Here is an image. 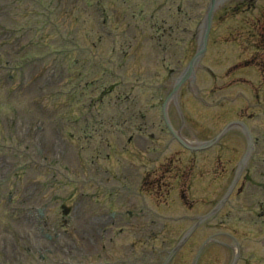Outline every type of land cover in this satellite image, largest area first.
<instances>
[{
  "label": "rangeland",
  "instance_id": "rangeland-1",
  "mask_svg": "<svg viewBox=\"0 0 264 264\" xmlns=\"http://www.w3.org/2000/svg\"><path fill=\"white\" fill-rule=\"evenodd\" d=\"M69 1L74 2L75 0ZM180 1L181 0H150L148 8L147 6H145L142 11L137 10L138 18L136 20H131L129 24H131L134 28L138 27L139 33L133 40L129 37L126 38L125 40L129 41V43L119 44L118 57L114 56V62H119L118 58H122L123 54L125 56V69L123 72H121L123 74L124 80H130V83L134 82L137 86H143V84L147 83L153 84V87L151 89H143L141 92H154L153 95L155 98H157V107L160 106L161 102L164 101V98L167 96V91H165L164 94L161 95L159 93L162 92L163 89H156L157 85H160L167 80H163V77H165L166 75V72L164 70L174 68L175 65H178V61H176L178 58H181L180 60L184 62L180 65L179 69H181L183 65H185L189 61L188 56H182L181 52L185 47V42H191V35L194 26H191V32L187 33V28L184 29L182 23L180 26L175 28L171 23H169L170 20L167 18V12L175 15V8ZM192 1L193 6H201V0H191V2ZM235 1H237L238 3L242 2V0ZM245 1L247 2V4H249L248 8H239L238 11H240L241 13L236 18V21H238V19L247 20V22L245 23L249 25V29L247 30V28H242V25L239 29L238 26L234 24L236 22H229L233 23V25H222L218 30L219 38L217 40V44L215 45V47L213 44L212 47L214 48L212 49L213 53H211V57L209 59L207 57L204 61V64H206L210 68V71L205 73L204 71L199 70L196 74L197 79L192 83V86H190L188 82L185 83V89L188 92L196 96L201 95L204 98V101L208 102L214 100V103L217 104L224 102V106L217 109H210L208 106H206V109H193L192 112L189 103H186L185 111L191 113V115L195 117L198 122L197 133H202L203 130L207 129L209 126L211 127V132H213L215 128L220 129L224 125V123L216 124L214 123V119L217 118L218 115L220 116L222 114H226L227 111H232L233 113H235L236 117L238 116L237 113H239L240 118L245 122L247 126L252 127V130L255 134L257 133L258 135H264V27L261 30L257 28V22L262 23V25L264 26V0ZM204 2L205 6L208 0H205ZM229 4L230 1L225 2L220 11H223L225 8H227ZM160 6L166 7L167 12L159 11L157 13H153L155 9ZM74 7H77L75 11L76 17L80 13V4L78 0L77 5H75ZM187 8L190 13L193 14L194 10L192 11L190 3ZM152 13L155 14V16L152 15ZM56 16L58 24H61L63 21V16L61 15L60 11L56 12ZM67 19H69V17H67ZM227 19L229 18L227 17ZM247 25L245 26L247 27ZM185 27L188 26L185 24ZM59 28L63 30V27L59 26ZM66 28H68L67 25ZM164 29H166V32L164 34V37H162L161 35L163 34ZM169 29L170 32H172L170 35L168 33ZM179 30L181 32H179ZM183 33L185 34V40L181 42L180 38L182 37ZM234 33H236V35H234L237 36L236 39L232 37ZM254 33L257 34V40L253 41V44L256 45L260 42V45L256 49H250V44L247 43V40L249 36ZM130 37L132 36L130 35ZM161 37L162 39L159 40V38ZM7 38L8 37H5L3 34L0 36V41ZM50 40V42H52L53 40H55V38H53V36H50ZM84 40L89 42V38H84ZM122 41L124 40H120L119 43H121ZM169 41L172 42V45ZM224 42H227L228 46H226ZM227 48H231L233 51H228L229 54H226ZM0 57L2 58L1 55ZM79 71V68L72 69L71 73H78ZM81 74L82 76L86 74L84 69L81 70ZM67 79L68 76L64 80L65 84L67 83ZM193 84L196 86L194 87ZM111 101L114 102L115 100L112 99ZM87 107L89 108L88 104ZM101 109L102 105L100 104L99 110ZM169 110L173 112L172 105H170ZM198 113L200 114L199 119H197L196 117ZM208 113L210 114V121L208 120ZM140 128V130H143V133L147 135L143 140V145H141L140 148L142 149V151H146L149 153L153 152L151 154V158L158 159V161L157 164L153 167H146L145 169L140 168L139 171H136L135 177L132 178V187L136 186L137 184L140 185L141 180L138 174L144 172L151 173V171L157 168L165 158H170L172 157L171 154H175L173 152L175 151V145L173 144L170 146V142L168 140H164L159 137L160 129L157 130L155 128L156 131L153 133V130L148 127V123L141 125ZM153 134H155V138H153L154 141L153 143L149 144L148 140H152V137L150 138L149 136H152ZM233 137L234 136L232 135L231 138ZM260 138L262 142H264V136H261ZM159 140H162L160 144H158ZM227 141L228 143H231V147L238 146V149L240 150L244 147V143L242 141L238 143L234 139H229V136H227L225 139H222L223 143ZM96 144H98V142H96ZM114 147L116 149V152L120 153V150L122 149L121 145H115ZM90 149L91 148H89V150ZM107 149V147H101V150L104 154H106ZM221 154L226 155L225 153ZM66 155V158L60 160L57 168L60 165V173L66 175L70 174L72 177L74 176V173L79 175L80 177V174H82V169L85 173L88 170H90L92 173L95 167H101L102 169L108 167L107 163L104 164L101 159L99 160V162L92 164L93 162L91 161L93 160V158H89V156L91 155L90 151L83 152L80 162L76 161L77 153L71 148V146L69 150H67ZM87 155L89 156L87 157ZM217 155L218 153H212L210 162L206 160L205 163H202L199 160L197 162V168L202 169L203 167L207 170V174H210L211 176L219 175V181L223 183L226 177L224 169H222L223 172L218 173L215 171V169L212 168L215 156ZM28 158L30 160H27L26 162L29 166H32L31 161L32 163H34L37 159H39L36 157L31 160V156L29 155ZM63 160L64 164H62ZM178 160L179 159H177V161L174 160V165L176 164V162H178ZM23 165L24 166H22V168H20L19 170V177L21 180H24V182H27L26 169H29L31 167H28L25 164ZM123 165H125L124 162ZM136 165H138V162H136ZM12 173L13 167L7 175L9 176L8 179L12 176L10 175ZM151 175H153V177H156L158 176V173H151ZM103 179L107 180V178L101 177V180L99 181H101V183H106L105 185H108V182L104 181ZM258 180L260 181L261 179L258 178ZM172 184L175 185V189L177 186L178 192H180L182 188L186 186V184H183L181 182L179 184ZM217 184H219V182H217ZM55 187L56 186H54V192H57H53V194L48 195V197L51 198L52 196L54 198L52 203L54 209L52 207H50V209L53 210L52 213H54L55 217H59L61 210L59 204L61 200L59 199L67 197L71 190L68 187H64L63 189H61L60 187ZM73 188L75 189V187ZM5 189L6 191H8L7 187H5ZM206 189L207 190L205 194L209 192V187H207ZM85 190L87 189L85 188ZM156 192L157 189L153 190L151 193L152 195L147 199L145 198L144 205L149 209L148 212L151 213L149 215V219L156 220L158 225L156 224L153 227L152 231H145L140 236L135 231L122 232L121 234L116 231H112L111 233H109L107 237H109L110 239V244L107 242V237H105L106 241L104 245L106 247V251L109 252V256H106V258L107 261L110 262V264H162L165 257L167 256L168 251L175 247L179 242L180 237L182 236L181 234L184 233L195 222V219L189 221L190 217H197L204 212L203 209L208 210L210 208V205L207 207L202 206V211L200 212V206L198 205L199 195L196 194L194 196H189L187 198L188 201H181V199H179V197L176 195L175 190V192L168 196V198L165 197V199L162 201V192L157 194ZM20 194L21 191L19 192V194H17L18 196L14 195L12 197V205L6 206L8 208V213L10 214V217L7 220V223H9V225H11V219L13 217L12 208H14L18 204L17 201L21 199ZM237 195L238 192L235 191L232 195L231 200L228 201V204L222 214L218 216L217 219H220L221 224L216 226V222L211 223V227L216 226L211 231H205L201 229L196 231V233L190 240V245L181 249L180 251H176L177 255L173 258L170 264H191L198 249L197 247H199L198 243L204 241L215 231H217L220 226L222 227L223 225L225 228H229V231H233L234 228L240 234V227L244 233L250 231V235L252 234L251 230L256 231L257 234H259V238H256L254 241L252 237H249L247 241L240 240V260L242 262H238V264H264V219L259 220L252 217L251 214H248L247 211L249 209V205L252 203V194H250V192H247L242 196ZM219 198L220 196L217 197L215 195H212V198L210 200L211 208L214 207V202ZM156 200L159 201L157 202ZM187 202L190 203V206ZM64 204L67 207L70 206V202L64 201ZM50 212L51 211H49V213ZM165 217L170 218L166 221H161ZM1 218L2 221L6 222V216H4L3 214L1 215L0 213V219ZM179 218L182 219V222H179V224L175 228L172 227L173 231L163 230L164 228L162 225L164 223L173 225V223H175V219ZM171 220L174 221L171 222ZM0 226L3 227L2 224H0ZM161 228L163 229L161 230ZM87 234L89 236L92 235L90 233ZM5 235L10 234L7 233L4 234V236ZM74 239L75 238H73L72 240ZM81 243L83 242L80 241V244ZM139 244H146V246H139ZM113 250H115V252L111 253V251ZM160 250L164 251V253L160 254ZM89 251L90 252L82 253L81 256L73 254L75 255V257L69 259V261L79 264H95V259L93 258L94 253L93 251H91V249ZM251 252L255 254V261L248 260L247 256ZM129 254L130 257H127L126 255ZM157 255L160 256L161 261L157 260ZM229 257L230 254L227 256V254L222 250H214L213 248H208L203 254L204 259L202 260V264H225L226 260L229 259ZM64 258L65 260H67L69 257L64 256ZM19 259L21 260L20 262L22 264H29L28 258L24 259V257H19ZM128 259L130 262L128 261ZM104 261L106 260L102 258L101 262L103 263ZM30 263L32 264V259L30 260Z\"/></svg>",
  "mask_w": 264,
  "mask_h": 264
}]
</instances>
